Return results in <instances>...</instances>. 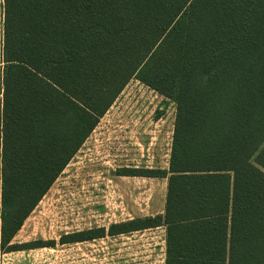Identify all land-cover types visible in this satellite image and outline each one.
Segmentation results:
<instances>
[{"label": "trees", "instance_id": "1", "mask_svg": "<svg viewBox=\"0 0 264 264\" xmlns=\"http://www.w3.org/2000/svg\"><path fill=\"white\" fill-rule=\"evenodd\" d=\"M5 252L114 100L137 79L176 104L165 264H264V0H5ZM5 211V212H4Z\"/></svg>", "mask_w": 264, "mask_h": 264}, {"label": "rangeland", "instance_id": "2", "mask_svg": "<svg viewBox=\"0 0 264 264\" xmlns=\"http://www.w3.org/2000/svg\"><path fill=\"white\" fill-rule=\"evenodd\" d=\"M2 89L0 80V95ZM175 117L172 100L130 80L10 243L39 246L5 252L0 233V264H163L165 239L106 236L70 244L60 239L108 230L115 221L128 218L130 205H145L144 192L159 199L164 195V179L121 174L169 169ZM1 209L0 136V213ZM1 227L0 220V232Z\"/></svg>", "mask_w": 264, "mask_h": 264}, {"label": "crops", "instance_id": "3", "mask_svg": "<svg viewBox=\"0 0 264 264\" xmlns=\"http://www.w3.org/2000/svg\"><path fill=\"white\" fill-rule=\"evenodd\" d=\"M4 19H5V0H0V80L3 84V76H4V70H5V62L3 58V48H4ZM2 95H0V121L2 117V107H3V92L4 87L2 89ZM1 150H2V122H1ZM148 178V177H145ZM159 179V178H155ZM162 180L166 182V189L164 192V195H162L159 198H153L152 194H149L147 192H144L145 199L143 206H136V205H130L131 211L128 212V218L121 219L120 221H115L113 224H122L129 221H133L136 219L144 220L148 218H154L157 216H164L165 214V208H166V197H167V187H168V180L167 178H161ZM155 203V207H154ZM129 207V206H128ZM119 208H121V205H119ZM154 208L156 209V212H154ZM113 239H165L164 241V248L162 251L165 252L164 256L165 259L162 260L163 264L166 262V239H167V227L164 224H160L157 227L152 228H146L142 230H137L133 232H129L127 234H116L111 236Z\"/></svg>", "mask_w": 264, "mask_h": 264}]
</instances>
